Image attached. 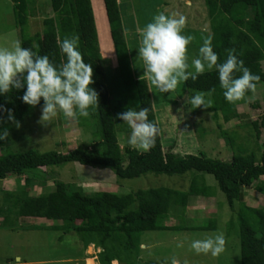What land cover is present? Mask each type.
I'll use <instances>...</instances> for the list:
<instances>
[{
  "label": "trees",
  "instance_id": "16d2710c",
  "mask_svg": "<svg viewBox=\"0 0 264 264\" xmlns=\"http://www.w3.org/2000/svg\"><path fill=\"white\" fill-rule=\"evenodd\" d=\"M101 1L116 60L115 96L108 91L101 55L95 48L97 35L89 0H50L53 17L45 18L44 34L35 33L30 37L21 35V47L29 48L37 55H47L56 66L65 60L59 42L73 35L79 37L78 50L83 61L92 67L93 82L90 87L98 94V105L94 110L90 109L88 116L95 121L92 128L97 135L65 153H40L31 149L17 152L2 150L0 180L23 176L25 186L17 190H3L10 195V199L6 201V197L1 208H13L17 217L51 220L53 222L48 227L52 229L84 232L88 236L85 245L94 241L101 248V264H110L112 259L123 264L121 252H132L135 259L139 256L141 232L183 229L164 224L171 216L170 211L179 210L183 214L190 198L215 196V187L206 185L203 176L200 181H197V176H193L186 191L157 187L122 194L109 191L87 194L81 188L52 176L53 171L47 172L45 168L76 162L108 168L120 179H131L145 173L172 175L193 170L213 176L217 189L223 193L231 211L234 212V204L238 202L235 216L226 222V234L236 225L239 264H264V0H204L211 47L217 54V63L226 59L227 50H234V55L243 61V66L259 77L255 81V91H246L242 99L227 102L215 69L205 71L195 81L189 78L183 82L188 89L211 94L214 118H217L218 112L224 122L239 117L236 106L242 103L247 104L255 115L245 123L252 129L255 148L237 144L231 148L229 160L210 158L202 151L177 152L173 141L164 147L160 133L155 138L154 146L147 152L136 150L128 144H119L117 133H129L130 129L117 118V114L129 108L139 110L147 107L148 120L157 126L159 132L160 127L147 80L144 77L135 78L132 73L120 3L118 0ZM12 2L16 22L22 26L27 19L28 4L34 3V0ZM241 74L239 71L233 73L234 77ZM23 91V88L13 89L0 96V130H10L11 123L21 121L31 110L43 104L42 99L35 107L23 103L20 99ZM9 109L12 120L8 118ZM77 118L71 120L78 121ZM221 135L226 138L229 134L221 131ZM5 141L7 138L0 141L2 149ZM49 179L55 186L54 190L43 191L37 196L27 194L32 181L45 183ZM255 181H258L257 191L262 196L261 205L256 207L242 201L243 187H249ZM215 221V218L209 217L202 225L213 228Z\"/></svg>",
  "mask_w": 264,
  "mask_h": 264
},
{
  "label": "rangeland",
  "instance_id": "374dc122",
  "mask_svg": "<svg viewBox=\"0 0 264 264\" xmlns=\"http://www.w3.org/2000/svg\"><path fill=\"white\" fill-rule=\"evenodd\" d=\"M90 2L92 6L96 1L90 0ZM118 2L124 39L135 78L144 77L147 80L143 75L142 61L138 58L137 30L151 22L158 13L177 18L184 16L185 25L182 35L192 36V41L186 46V62L189 65L186 71H193L191 61L196 58L203 40L209 37V18L204 0H118ZM48 6L50 0H34V3L28 4L26 22L19 26L9 0H0V48L11 49L17 42L20 43L21 35L30 37L35 33L44 34L45 18L53 17V12ZM92 16L97 35L95 48L101 55L108 91L115 96L116 60L103 7L101 5L98 8L94 7ZM147 82L164 147L173 141L177 152L202 151L207 157L222 160L230 159L231 148L237 144L255 148L256 141L252 129L245 124L255 115L250 112L247 104H238L236 110L239 117L224 122L219 112L217 118L213 117V101L210 93L188 89L181 82L174 91L162 94L148 80ZM196 93L202 94L206 104L211 106L201 105L193 109L188 100ZM40 115L41 107L34 108L21 121H16L19 127L16 126V122L11 123V129L7 130V141L3 149L0 147V152L31 149L40 153L47 151L65 153L76 148L82 141L97 135L92 128L95 126V121L89 117H79L78 121H72L71 118L58 113L50 123H42L39 122ZM221 131H226L229 135L225 138L221 135ZM231 131H235L234 136L230 134ZM129 133L124 131L117 133L121 146L128 144ZM45 170L47 172L52 170V176L81 188L87 194L98 191L122 194L137 189L157 187L186 191L193 176H197V181L203 176L206 185L215 187V196L190 198L186 212L184 211L183 214H180L179 210L170 211L171 216L164 224L168 227H183V229L169 228L141 232L139 240L142 245L138 259L134 258L132 252L128 254L121 252L122 262L123 264H172V260L175 259L177 264H239V238L236 225L234 224L235 226L226 234V222L235 216L238 202L234 204V212L231 211L223 193L217 189L212 175L189 170L183 174L145 173L131 179H120L108 168L81 165L76 162L46 167ZM24 184L23 176L0 180V264H7V261L16 263L15 255L20 256V262L29 261L27 264H101L99 261L101 248L94 244V241L85 245L88 236L84 232L52 229L48 227L53 222L51 220L33 217L35 221H32V218L17 217L13 213V208L9 210L5 207L1 208L2 203L10 199V195L2 189H22ZM257 185L258 181H255L251 186L243 187L244 204L254 207L261 205L262 196L257 191ZM54 189L52 180L49 179L45 183L37 180L30 183L27 194L37 196L43 191ZM6 197L8 198L5 199ZM209 217L216 220L213 228L208 226L205 228L202 225ZM216 234H222L225 241L223 251L217 256L198 254L191 249L190 244L193 240L205 239ZM120 263L117 259H112L110 262V264Z\"/></svg>",
  "mask_w": 264,
  "mask_h": 264
},
{
  "label": "clouds",
  "instance_id": "9594fccd",
  "mask_svg": "<svg viewBox=\"0 0 264 264\" xmlns=\"http://www.w3.org/2000/svg\"><path fill=\"white\" fill-rule=\"evenodd\" d=\"M185 25L184 16H166L164 13L155 15L151 22L137 30L139 36L138 58L142 61L143 75L160 93L172 92L181 82L189 78L193 81L205 71L213 69L218 74L219 85L227 102L233 103L242 99L246 91H255V81L259 77L253 75L238 60L234 50H227V57L217 63V54L212 50L211 37L203 40L196 58L191 61L193 71L189 72L186 62V46L192 36L182 35ZM79 37L73 35L59 42V49L64 55V62L53 65L47 55H37L31 49L20 46L17 42L11 49L0 48V96L11 90L23 88L21 101L30 107L41 103L39 122L50 123L58 113L67 118L90 115L98 105V94L92 84V67L86 64L78 50ZM242 73L234 77L233 73ZM188 103L192 108L206 104L202 94L191 96ZM147 107L117 114V118L130 129L127 143L130 147L147 152L154 146L159 134L157 126L148 120ZM12 120L11 109L8 110ZM19 127V123L16 122ZM8 135L7 129L0 130V141ZM224 237L222 234L209 236L205 239L193 240L190 244L196 253L217 256L223 251ZM179 246V245H178ZM172 264H177L175 259Z\"/></svg>",
  "mask_w": 264,
  "mask_h": 264
},
{
  "label": "crops",
  "instance_id": "0c3cea01",
  "mask_svg": "<svg viewBox=\"0 0 264 264\" xmlns=\"http://www.w3.org/2000/svg\"><path fill=\"white\" fill-rule=\"evenodd\" d=\"M96 2H95V4L94 3H92V6H91V2H90V0H89V5H90V8H91V11H92V14H93V9H94V7H96L97 6V8L98 7H100V5L103 7V4H102V1L101 0H95ZM9 3H10V5H11V7H13V2H12V0H9ZM94 4V5H93ZM49 7V9H51V5L50 6H48ZM93 7V8H92ZM103 10H104V8H103ZM51 11H52V9H51ZM94 19V18H93ZM94 22H95V20H94ZM95 24V23H94ZM7 179V178H6ZM3 180H5V179H3ZM2 190H4V189H2ZM8 191H11V190H8ZM25 219L26 218H32L33 220L32 221H35L34 220V218L33 217H24ZM46 221H50V220H47V219H45ZM50 223V222H49ZM16 257H15V261H17L16 263H9V261H7V264H27L29 261H21L20 262V256L19 255H15Z\"/></svg>",
  "mask_w": 264,
  "mask_h": 264
}]
</instances>
